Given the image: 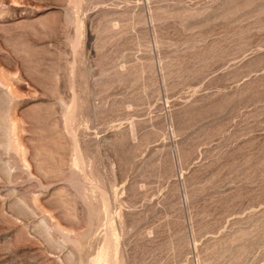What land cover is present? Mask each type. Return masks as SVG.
I'll return each instance as SVG.
<instances>
[{"label":"rangeland","instance_id":"rangeland-1","mask_svg":"<svg viewBox=\"0 0 264 264\" xmlns=\"http://www.w3.org/2000/svg\"><path fill=\"white\" fill-rule=\"evenodd\" d=\"M0 264H264V0H0Z\"/></svg>","mask_w":264,"mask_h":264}]
</instances>
